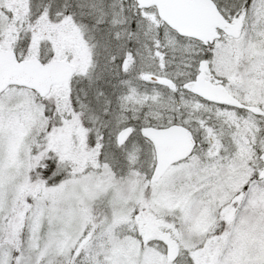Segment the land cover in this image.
Segmentation results:
<instances>
[{"label":"snow or ice","instance_id":"snow-or-ice-1","mask_svg":"<svg viewBox=\"0 0 264 264\" xmlns=\"http://www.w3.org/2000/svg\"><path fill=\"white\" fill-rule=\"evenodd\" d=\"M0 264H264V0H0Z\"/></svg>","mask_w":264,"mask_h":264}]
</instances>
